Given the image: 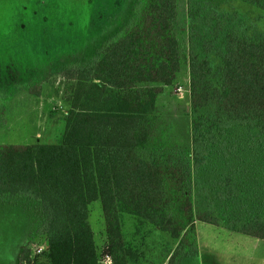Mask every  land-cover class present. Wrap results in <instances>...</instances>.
<instances>
[{"label":"trees","instance_id":"16d2710c","mask_svg":"<svg viewBox=\"0 0 264 264\" xmlns=\"http://www.w3.org/2000/svg\"><path fill=\"white\" fill-rule=\"evenodd\" d=\"M186 1L198 25L187 57L175 35L177 0H130L80 57L52 66L67 67L74 81L61 143L0 146V196L41 204L48 264H100L89 222L98 201L115 264L131 254L124 215L179 240L176 252L195 248L197 221L264 240V35L220 6L264 12V0ZM186 62L189 153L156 115ZM34 76L10 74L0 107ZM37 258L24 248L18 264Z\"/></svg>","mask_w":264,"mask_h":264},{"label":"rangeland","instance_id":"374dc122","mask_svg":"<svg viewBox=\"0 0 264 264\" xmlns=\"http://www.w3.org/2000/svg\"><path fill=\"white\" fill-rule=\"evenodd\" d=\"M130 0H0V89L14 72L36 73L30 88L16 90L0 107V146L59 144L65 133L64 116L74 81L67 67L52 68L58 61L80 57L122 18ZM175 35L187 57L189 32L198 25L189 18L186 0H177ZM237 14L240 25L264 35V12L237 1L220 5ZM182 88L184 96H179ZM190 86L187 62L176 82L158 98L156 115L172 127L173 146L190 152ZM194 186V185H193ZM195 192V191H194ZM100 264L109 252L106 221L101 203L89 207ZM41 204L34 199L0 196V264H18L21 252L45 246ZM123 244L131 254L126 264H264V240L197 221L195 248L132 216L121 218ZM186 243L191 240L186 239ZM35 264H48L37 255ZM172 258V259H171Z\"/></svg>","mask_w":264,"mask_h":264},{"label":"built area","instance_id":"2783aa9c","mask_svg":"<svg viewBox=\"0 0 264 264\" xmlns=\"http://www.w3.org/2000/svg\"><path fill=\"white\" fill-rule=\"evenodd\" d=\"M179 96L183 97L184 96V91L182 88H180L179 90ZM45 251V246L39 245L35 248L34 254L35 255H41L43 254ZM104 264H113L111 259L109 258L108 260L104 261Z\"/></svg>","mask_w":264,"mask_h":264},{"label":"water","instance_id":"95a60500","mask_svg":"<svg viewBox=\"0 0 264 264\" xmlns=\"http://www.w3.org/2000/svg\"><path fill=\"white\" fill-rule=\"evenodd\" d=\"M189 110H190V108H189Z\"/></svg>","mask_w":264,"mask_h":264}]
</instances>
